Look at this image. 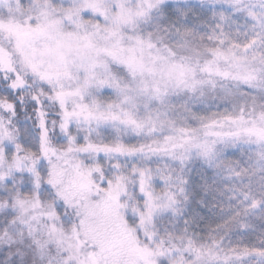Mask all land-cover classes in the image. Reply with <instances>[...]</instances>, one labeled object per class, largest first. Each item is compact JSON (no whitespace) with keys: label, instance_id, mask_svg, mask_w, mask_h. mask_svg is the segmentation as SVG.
<instances>
[{"label":"snow or ice","instance_id":"snow-or-ice-1","mask_svg":"<svg viewBox=\"0 0 264 264\" xmlns=\"http://www.w3.org/2000/svg\"><path fill=\"white\" fill-rule=\"evenodd\" d=\"M0 264H264V0H0Z\"/></svg>","mask_w":264,"mask_h":264}]
</instances>
